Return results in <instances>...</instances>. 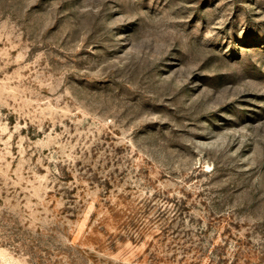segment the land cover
<instances>
[{"label":"rangeland","instance_id":"obj_1","mask_svg":"<svg viewBox=\"0 0 264 264\" xmlns=\"http://www.w3.org/2000/svg\"><path fill=\"white\" fill-rule=\"evenodd\" d=\"M0 264H264V0H0Z\"/></svg>","mask_w":264,"mask_h":264}]
</instances>
